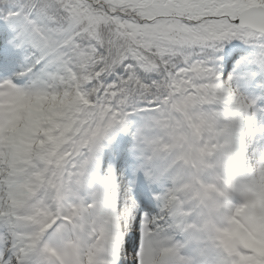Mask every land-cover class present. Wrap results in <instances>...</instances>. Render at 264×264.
I'll use <instances>...</instances> for the list:
<instances>
[{
  "label": "snow or ice",
  "instance_id": "obj_1",
  "mask_svg": "<svg viewBox=\"0 0 264 264\" xmlns=\"http://www.w3.org/2000/svg\"><path fill=\"white\" fill-rule=\"evenodd\" d=\"M0 264H264V0H0Z\"/></svg>",
  "mask_w": 264,
  "mask_h": 264
}]
</instances>
